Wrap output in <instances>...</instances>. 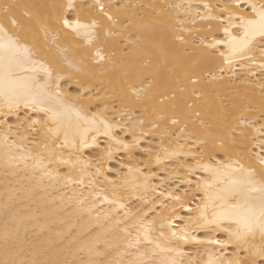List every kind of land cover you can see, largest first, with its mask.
I'll list each match as a JSON object with an SVG mask.
<instances>
[{
	"label": "snow or ice",
	"instance_id": "snow-or-ice-1",
	"mask_svg": "<svg viewBox=\"0 0 264 264\" xmlns=\"http://www.w3.org/2000/svg\"><path fill=\"white\" fill-rule=\"evenodd\" d=\"M141 7L152 8L155 16L133 19L129 5L103 0H61L39 6L0 3V125L5 129L0 137V166L5 175H16L23 165L25 178L41 189L45 182L49 187L61 181L65 187L84 185V177L92 176L76 198V211L92 215L100 202L113 205L104 217L105 231L118 241L103 234L91 238L90 233L73 235L69 228L67 233H57L61 242L70 237L62 250L66 253L63 259H42L39 248L25 256L21 223L13 217L15 227L10 228L6 220L3 233L5 251L11 258L0 260V264H264V124L254 129L260 136L259 152H253L241 142L246 138L244 129L237 132L246 122L252 126L244 112L255 109L251 102L244 104L246 97L232 104L239 113L233 117L235 126L225 121L223 104L215 110L212 105L206 111L201 107L210 94L220 97L217 89L222 82L233 83L226 81L224 74L236 75L237 65L252 73L251 65L258 62L264 78V0L204 3L196 17L207 23L195 29L186 24H195L196 17L189 21L177 14L165 19L162 6ZM38 8L45 11L30 10ZM41 36L42 40L38 39ZM150 49L157 50L161 59L155 63L149 59L139 67L129 61L130 55L139 59L149 55ZM170 62L181 68L179 96L175 89L168 93L153 87L162 73L173 71L168 68ZM66 68L87 79L66 77ZM98 74L101 81L111 80L108 74H114L123 95H117L115 88L111 94L94 93L88 81ZM61 80H75L77 92L67 94ZM260 87L259 118L264 119V80ZM149 104L156 119L146 121L142 117ZM9 117H15V126ZM169 121L177 127H168ZM212 128L217 133L211 140L212 149L207 150ZM154 130L161 137L155 161L158 165L174 161L180 177L177 187L187 186L184 195L169 192V203L160 201L159 208L155 198L138 197L148 205L147 210L129 209L124 219H118L119 212L113 216L112 211L127 206L116 189L135 194L141 187L147 189L149 176L155 175L150 167L153 150L141 148V141ZM165 138H169L167 143ZM85 149L93 150L88 159ZM137 149L149 154L144 161L148 174L139 164L130 163ZM118 153L127 157L120 161L127 172L119 183L105 175L107 162ZM61 168L67 171L62 173ZM116 174L121 177L120 169ZM100 176L111 185L113 198L104 194L101 199V193H95L97 198L89 203L93 193L86 197L84 192ZM16 198L15 191L7 196L9 202ZM27 230L25 227V233ZM186 244L198 252L203 248L207 259H192L184 251Z\"/></svg>",
	"mask_w": 264,
	"mask_h": 264
},
{
	"label": "bare ground",
	"instance_id": "bare-ground-1",
	"mask_svg": "<svg viewBox=\"0 0 264 264\" xmlns=\"http://www.w3.org/2000/svg\"><path fill=\"white\" fill-rule=\"evenodd\" d=\"M2 2H11V3H20V4H29V5H48L52 3H59L61 0H0ZM88 3H93L94 0H87ZM106 4H125L129 5L130 14L133 16V19L144 18L146 20H151L155 16V12L152 8L141 7L145 5H156L162 6L165 13V19L168 17H174L179 14L182 18H187L189 21L192 17H196L197 9L200 8L201 11L202 5L204 3L211 4H223L226 0H103ZM230 2V0H227ZM135 5V8L131 6ZM176 5H181L182 7L177 9ZM189 5L191 8L189 9ZM31 11H40L43 13L45 9H30ZM160 9L157 8L156 11ZM187 10V11H186ZM115 12V9H112ZM23 9L18 10L19 14H22ZM207 23L206 21H201L199 17H196V23L192 24L191 22L186 24L188 28H197L202 24ZM38 32V29H35ZM134 31V30H132ZM42 40V36L38 37ZM149 55L141 56L139 59L132 54L129 57V61L132 62L136 67L140 66L141 62H147V60H152L153 63L161 59V54L155 50L150 49ZM119 55V53H118ZM254 69V72L250 73L246 67H241L237 65L235 68L236 75H232L231 72L225 73V80H231L233 83L231 85L221 83L218 86L217 91L220 93V97L217 98L215 93L210 94L205 101L201 103V107L206 111L208 105H212L213 109L220 107L221 104L224 105L223 111L225 113V121L230 124V126H235L233 117L239 115L233 108L232 104L235 101L236 103L241 102V98H247L244 100V104L248 105L251 102L250 106L255 109L254 111H245L244 116L251 121L252 126L249 127L246 122L244 125L237 127V132H239L242 127L246 133V138H241V142L248 145V147L253 152H259V136L260 133L254 129H258L261 124H264V119H260L259 112V102L261 99L262 89L260 87L262 80L261 72L259 69L258 62L251 65ZM168 68L173 69L172 72L165 71L161 74L160 78L154 83L153 87L158 89L160 92L171 93L173 89L176 90L177 96L180 95L179 84L177 79L183 83L181 68L179 66H174L171 62L168 64ZM111 77L99 79V74L97 78L88 81L92 86V91L97 94L102 93H112L113 88H115L117 95H123L120 93L119 86L115 84L116 77L114 74H108ZM65 76L78 77L81 80H86V77L81 76V74L76 73L73 69H65ZM60 84L63 86V89L66 90L67 94H75L77 92V86L75 80L67 81L61 80ZM235 89L236 92H231L229 89ZM238 92V95L236 94ZM117 106H119V101H115ZM95 103V101H94ZM111 103V101H110ZM167 103V102H166ZM148 111L143 113V119L146 121L156 119V115L152 112V105H147ZM21 117L24 115V110L20 112ZM31 115L35 116L34 113ZM141 112L137 111V116H140ZM9 123L15 126L16 120L15 117L8 118ZM157 123L161 124V127L164 126L163 122L157 120ZM168 127L175 128L177 126L171 125L170 121L168 122ZM191 125L189 128L191 129ZM198 127V125H197ZM148 129H146L147 131ZM4 127L0 125V137L4 134ZM158 130H154L152 135L144 137L141 141L142 149H152V159L150 161V167L152 172L155 175L149 176V185L147 189L141 187L137 190L135 194H131L130 191H125L124 188H117L116 192L120 196L121 203L125 204L127 207L124 209L117 208L115 211H112V215L115 216L116 212H119L118 219H124V212L131 209L132 212L139 211L140 208L147 210L148 205L144 203L143 199L138 197L146 198L147 200L156 199V207L159 208L160 201L169 203L166 199L169 192L176 191L182 197L184 195L183 189L187 187L186 185H179L180 177L176 174L175 163L174 161L164 160L162 164H157L155 161L156 150L159 148L161 137L156 134ZM212 136L209 137V143L206 145L207 150H211L213 144L211 140L217 133L216 128L210 129ZM35 135V133L33 134ZM179 135V133H178ZM253 137H256V140H253ZM169 138H165V143H167ZM29 147L35 148L34 144L29 143V141H24ZM175 144V141H172ZM253 143L256 144V147H252ZM92 149H85V159H88L89 154L92 152ZM148 153L141 151L140 149L135 150L133 153V159L130 162L133 166L139 164L141 169L144 170L145 174H148L147 168L144 167V161L148 159ZM0 157H2V150H0ZM127 159L124 153H118L111 161H108L105 167V175L108 176L109 180H116L118 183L122 179L124 173L127 172V167L121 169L120 161L121 159ZM176 159L191 160V157H178ZM112 168V172H108L107 169ZM116 169H120L121 177H117ZM67 170L61 168V172H66ZM183 171V170H181ZM92 173H95V168L91 169ZM25 171L23 170V165L21 168L16 171V175H5V169L3 166H0V260L6 258H11L6 254L5 245L3 243V233L5 228V221H9V227H15V224L12 223V218L15 217L16 221L21 223L20 227V237L23 242L24 255L28 256L29 251L32 249H41L42 259H63L66 253H62V250L65 249L68 245L70 237L66 238L63 242L60 241L57 233L65 232L67 233L69 228H71L73 235H80L83 233H90L88 238L94 237L97 234H103L106 238L113 242H118L117 237L114 236L110 231L106 232L107 222L104 220V217L107 212L113 209V205L105 204L103 202L98 203L96 209H94L92 215H89L86 211L77 212L76 211V198L79 196L82 189L85 185L88 184L89 180L92 179V176L84 177V185L72 184L65 187L63 182L55 184V187L46 186L41 189L40 187L35 186V182L30 184L29 180L25 178ZM143 178H141V183ZM104 192H101V190ZM154 189V190H153ZM15 191L17 198L8 201L7 196L11 192ZM92 192L93 195L88 197V193ZM95 193H101V199L104 194H107L110 199L113 198V191L111 185L104 180L103 176L95 178V184L92 187H89L87 191L84 192V196L88 197V202L90 203L92 199H96ZM164 193V195H160ZM72 198V199H69ZM195 201L192 204V207H195ZM8 204V213L5 215V204ZM170 212V208L167 210ZM182 211V210H181ZM183 214V213H182ZM151 215V213L149 214ZM99 217V219H97ZM179 224V221L175 222ZM25 227L28 229L25 233ZM43 227V231L41 228ZM123 235V233H119ZM197 235L202 236V233H197ZM222 236V234H221ZM103 247V243L101 244ZM184 251L190 254L192 259H200L202 256L204 260L207 259V255L204 253V249L200 248L199 252L197 248L191 244H186L183 246ZM231 248H229V252ZM217 251V255H218Z\"/></svg>",
	"mask_w": 264,
	"mask_h": 264
}]
</instances>
